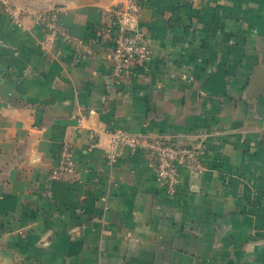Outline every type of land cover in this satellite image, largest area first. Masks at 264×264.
<instances>
[{
    "label": "crops",
    "instance_id": "crops-1",
    "mask_svg": "<svg viewBox=\"0 0 264 264\" xmlns=\"http://www.w3.org/2000/svg\"><path fill=\"white\" fill-rule=\"evenodd\" d=\"M135 1L152 50L117 82L111 49L80 57L34 21L57 12L92 41L104 10ZM0 2V264H264V0ZM204 142L206 170L169 196L152 155L111 134ZM76 169L53 176L63 144Z\"/></svg>",
    "mask_w": 264,
    "mask_h": 264
},
{
    "label": "built area",
    "instance_id": "built-area-1",
    "mask_svg": "<svg viewBox=\"0 0 264 264\" xmlns=\"http://www.w3.org/2000/svg\"><path fill=\"white\" fill-rule=\"evenodd\" d=\"M0 2L13 21L20 26L23 25L21 13L14 10L6 0ZM139 12V5L135 1L104 10L92 41L74 37L63 29L59 24L57 12L36 13L33 17L35 23L43 29L59 34L60 38L70 44L80 57L94 55L92 43L108 46L111 49L109 54L111 76L115 81L123 82L133 72L144 69L152 56V50L138 28ZM124 148L132 151L144 150L152 155L157 179L169 196L177 193L182 169L193 174H201L206 170L203 165V157L206 153L204 142H199L196 146H181L173 140L147 141L142 136L115 131L111 134V144L105 154L106 164L109 167L118 163ZM58 159V166L53 172L55 178H61L75 171L74 149L69 143L63 144Z\"/></svg>",
    "mask_w": 264,
    "mask_h": 264
},
{
    "label": "rangeland",
    "instance_id": "rangeland-1",
    "mask_svg": "<svg viewBox=\"0 0 264 264\" xmlns=\"http://www.w3.org/2000/svg\"><path fill=\"white\" fill-rule=\"evenodd\" d=\"M11 6H13V0H6ZM14 7V6H13Z\"/></svg>",
    "mask_w": 264,
    "mask_h": 264
}]
</instances>
